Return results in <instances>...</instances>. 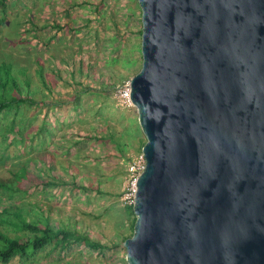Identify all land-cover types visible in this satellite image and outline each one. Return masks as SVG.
Listing matches in <instances>:
<instances>
[{"label": "water", "instance_id": "1", "mask_svg": "<svg viewBox=\"0 0 264 264\" xmlns=\"http://www.w3.org/2000/svg\"><path fill=\"white\" fill-rule=\"evenodd\" d=\"M137 2L126 263L264 264V0Z\"/></svg>", "mask_w": 264, "mask_h": 264}, {"label": "rangeland", "instance_id": "2", "mask_svg": "<svg viewBox=\"0 0 264 264\" xmlns=\"http://www.w3.org/2000/svg\"><path fill=\"white\" fill-rule=\"evenodd\" d=\"M29 16L36 21L32 23V28L31 24H27ZM6 18L7 24L0 34V60H11L15 71L21 65L35 67L36 58H49L58 68H63V63L59 62L60 54H63L69 60L74 57L77 63L81 60L85 67L89 64L92 68L89 77L97 79L101 76L105 80L106 76H111L112 82L118 84L130 79L141 66V11L137 0H9ZM50 20L60 25L65 20L74 29L65 28L55 33L54 27L48 25ZM37 35L41 41L50 40L49 44L40 45L34 39ZM52 79L56 88L55 95L59 92L58 96L63 103L58 104L57 99L46 107L20 104L10 106L0 113V177L10 176V171L19 168L21 163L36 170L39 166L36 153L40 150H58L75 145L69 138L73 139L75 134L70 135V132L78 126H92L93 132H102L106 121H112L128 144L127 155L139 150L144 136L137 122L135 108L123 106L116 100L108 79L104 86L93 81L91 89L81 88L87 85V80L80 75H76L75 80L82 82L81 87L71 85L69 79ZM81 144L87 147V142ZM81 144L74 146V152ZM98 145L94 149L91 146L87 149L89 152L93 150L91 154L99 155ZM100 159L95 161L73 157L74 164L81 171L85 165L91 164L90 172L93 177L100 179L101 186L119 193L123 177L119 171H123L125 166L117 167L115 161L105 166L107 159L101 156ZM46 170L49 172L48 168ZM63 173L70 174L66 171ZM80 174V177L85 176L84 172ZM77 183L79 185V179ZM46 188V191L36 189L24 200L50 202L56 206L52 223L60 214L70 216L79 220L92 236L100 237L101 240H105L103 232L120 240V233L127 231L123 225L128 215L118 197L96 193L92 188L84 191L78 186L51 185ZM7 203L6 193L0 191V208ZM53 263L127 264L123 243L107 251L105 256L82 246L62 254L50 253L49 247H46L28 261L16 257L8 264Z\"/></svg>", "mask_w": 264, "mask_h": 264}, {"label": "trees", "instance_id": "3", "mask_svg": "<svg viewBox=\"0 0 264 264\" xmlns=\"http://www.w3.org/2000/svg\"><path fill=\"white\" fill-rule=\"evenodd\" d=\"M8 3L9 0H0V34L3 31V27L7 24L6 9ZM96 8L99 10L98 5H96ZM65 20L61 25L55 20H50L48 25L54 27L55 33H59L65 28L73 30L74 28ZM32 23H36V21L29 16L27 24H31L30 28H32ZM139 34L141 35V30H139ZM34 39L40 45H48L50 42V40L41 41L38 35ZM52 57L53 55L51 54ZM59 60V62L63 63V68H58L49 58L48 60L36 58L35 67L21 65L15 71V66L11 60L1 59L0 113L10 106H18L20 104L32 107H46L50 102L55 103L57 99L59 100L58 104L63 103L58 96L59 92H56L55 95L56 88L52 77H57L62 81L69 79L71 85L81 87L82 82L75 80L76 75H80L87 80V85L81 87L82 89H91L93 81H97L104 86L107 79L111 82V87L115 86L111 76H106L105 80L101 76L97 79L89 77L92 74V68L89 64L86 67L83 66L81 60L77 63L74 57L69 60L63 54H60ZM137 71L135 70L134 74ZM67 85L69 84L67 83ZM68 99L70 100V98ZM106 122L105 130L102 132H93L92 126H78L70 132V135L75 134V136H72L73 139H69L77 146L85 141L87 142V147L91 146L94 149L98 144L91 141L99 142V155L93 152L91 154L93 150L91 149L89 152L87 147H83L82 144L75 152V145L64 146L58 150H40L36 153L39 161V166L36 170L25 163H21L19 168L10 171V176L6 178L0 177V191L6 193L8 200V203L0 208L1 264H8L16 257L28 261L38 251L46 247H49L50 253L58 252L62 254L70 251L71 248L82 246L96 251L101 256H105L107 251L121 246L124 239L131 236L135 220L132 206L126 207L128 209L125 208V214L128 216L123 228L127 227V231L120 233L121 239L110 237L103 232L105 240H101L100 237L92 236L89 230L80 224L79 220L72 219L70 216L60 214L57 220L52 223L53 212L57 211V209L50 202L40 203L29 199L24 200L36 189H45L44 191H46V187L51 185L54 187L58 185L78 186L84 191L92 188L96 193L118 197L119 193L112 191L108 187H102L100 179L93 177L90 172L91 164L85 165L84 170L81 171L73 161V157L97 161L101 156L103 159H107L105 166H110L115 161L117 167H124L129 158L127 155L128 144L125 138L121 136V132L116 130V125L112 124V121ZM141 144H143L142 141L139 149L142 146ZM120 161L122 166L119 165ZM46 168L49 169V172ZM63 171L70 174H64ZM123 171L119 172L122 174ZM44 172L47 173V175L45 174L46 176H43ZM80 172H84L85 176L80 177ZM58 173H61V175L58 176ZM78 179L79 185L77 183Z\"/></svg>", "mask_w": 264, "mask_h": 264}, {"label": "built area", "instance_id": "4", "mask_svg": "<svg viewBox=\"0 0 264 264\" xmlns=\"http://www.w3.org/2000/svg\"><path fill=\"white\" fill-rule=\"evenodd\" d=\"M116 100L123 106H131L129 80L115 84ZM145 168V157L141 150L130 155L121 181L119 201L122 206H133L136 180Z\"/></svg>", "mask_w": 264, "mask_h": 264}, {"label": "clouds", "instance_id": "5", "mask_svg": "<svg viewBox=\"0 0 264 264\" xmlns=\"http://www.w3.org/2000/svg\"><path fill=\"white\" fill-rule=\"evenodd\" d=\"M129 80V79H128ZM114 88V86L112 87V89ZM113 91H114V89H113ZM131 106H132V104H131ZM133 107V106H132ZM139 150H141V148L139 149ZM138 150V151H139ZM125 166V165H124ZM124 171H125V168H124ZM124 171H123V174H124ZM119 195H120V192H119ZM118 200H119V198H118ZM123 207H131V206H123ZM133 207V206H132Z\"/></svg>", "mask_w": 264, "mask_h": 264}, {"label": "crops", "instance_id": "6", "mask_svg": "<svg viewBox=\"0 0 264 264\" xmlns=\"http://www.w3.org/2000/svg\"><path fill=\"white\" fill-rule=\"evenodd\" d=\"M140 131H141V130H140ZM41 193H42V192H41ZM119 196H120V195H118V198H119ZM111 197H113V196H111ZM114 197H115V196H114ZM125 208H126V207H123L124 212H125ZM131 217H133V216L131 215Z\"/></svg>", "mask_w": 264, "mask_h": 264}]
</instances>
